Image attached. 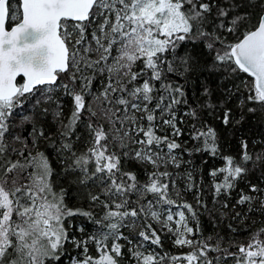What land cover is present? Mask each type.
Masks as SVG:
<instances>
[{"label":"snow or ice","instance_id":"1","mask_svg":"<svg viewBox=\"0 0 264 264\" xmlns=\"http://www.w3.org/2000/svg\"><path fill=\"white\" fill-rule=\"evenodd\" d=\"M216 121L264 126V0H0V264H264V132Z\"/></svg>","mask_w":264,"mask_h":264},{"label":"trees","instance_id":"2","mask_svg":"<svg viewBox=\"0 0 264 264\" xmlns=\"http://www.w3.org/2000/svg\"><path fill=\"white\" fill-rule=\"evenodd\" d=\"M230 39H231V37H230ZM242 76L245 79H248L246 74H242ZM18 82H21V80H18ZM188 94H189L190 103L195 105L197 102V98H198L197 93L194 91V89L192 87H189L188 88ZM23 114L33 115L34 120L37 121V127L43 126V127H46V129L49 133H53V134L56 133L57 125L53 122L51 115H49L46 118L43 117L42 115H40L38 108L32 109V106L30 103L26 104L22 109L17 110V113H16L17 116H20ZM214 125L218 127V131L220 132V135L222 138V152L224 154L234 153L237 150L238 140L241 136H251L253 134V132H255L256 134H260V133L264 132V126L256 125L254 121L252 122V124L250 126H246V127L242 128L241 131H239V132H235V130L231 129V128L224 129L222 125H219L218 121L214 122ZM30 128H31V124H25L23 129H22L23 134L28 135ZM185 139H187V137H185ZM40 150L46 152V155H48L50 160L52 161L53 167L58 169V165L56 164V155L52 151V149L50 147H47L46 143H45V144L40 145ZM203 158L205 160H207V162H208L207 168L219 167V166H222V164H223V161L220 160L219 158H211L207 155H205ZM194 165H196L200 168L205 167V165L201 164V157L199 155L195 158ZM257 177H259V173H257L255 177L251 178L253 180V182H264V181H258ZM54 179H55V177H54ZM209 179L210 178L207 177V175H204V183H205L204 195H205V199L208 201H210V191L208 189V183H207ZM240 187L243 188L244 184L241 183ZM237 196H238V192H233L232 202L235 201ZM185 198L188 199L189 201H191V194L186 195ZM210 206H211V204H210ZM254 215H255L258 223L261 219H264V217H261L258 213L254 214ZM80 222L81 221L78 219L77 223H80ZM201 223L204 225L206 233L212 232V227L209 224V218L207 215H204L202 217ZM228 223H232L234 227H236L237 229L240 230L239 236L241 238H243L247 235V233L244 231L245 225H242V224L237 223L236 221H233L230 219H226V220H224L223 223L217 224V230L220 231L222 235L231 236V233L228 231V229L226 227V225ZM167 235L168 234H166V233L162 234L163 249H158V251L168 252L171 255H179L182 252L186 253L189 251L188 248L181 249V248H177V247L173 246L171 239L167 238ZM126 264H127V262H126ZM182 264H183V262H182Z\"/></svg>","mask_w":264,"mask_h":264},{"label":"water","instance_id":"3","mask_svg":"<svg viewBox=\"0 0 264 264\" xmlns=\"http://www.w3.org/2000/svg\"><path fill=\"white\" fill-rule=\"evenodd\" d=\"M17 79H18V80H21V82H22V80H23V78H22V77H18Z\"/></svg>","mask_w":264,"mask_h":264}]
</instances>
